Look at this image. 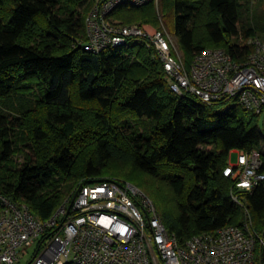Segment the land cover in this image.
I'll return each instance as SVG.
<instances>
[{
    "label": "trees",
    "instance_id": "obj_1",
    "mask_svg": "<svg viewBox=\"0 0 264 264\" xmlns=\"http://www.w3.org/2000/svg\"><path fill=\"white\" fill-rule=\"evenodd\" d=\"M95 2L0 0V192L46 221L81 185L120 179L154 198L180 243L242 225L245 207L262 230L264 186L241 191L224 174L233 151L263 150L259 116L178 94L144 42L84 49ZM252 3L125 4L108 19L160 26L162 18L190 64L208 47L249 53L245 41L264 36V6Z\"/></svg>",
    "mask_w": 264,
    "mask_h": 264
},
{
    "label": "built area",
    "instance_id": "obj_2",
    "mask_svg": "<svg viewBox=\"0 0 264 264\" xmlns=\"http://www.w3.org/2000/svg\"><path fill=\"white\" fill-rule=\"evenodd\" d=\"M159 1L96 0L87 19V40L81 45L101 53L137 39L157 50L178 94H192L209 104L234 98L246 110L263 115L264 36L245 41L252 48L243 56L225 47H208L187 64L176 37L164 25H123L108 19L120 5ZM236 152L237 161L230 156L224 174L241 191L264 186V148ZM233 197L244 205L237 193ZM245 214L242 225H227L180 243L154 200L130 181L104 179L81 185L46 221L28 204L0 192V264H14L20 249L38 240L28 264H264V227H254L247 207Z\"/></svg>",
    "mask_w": 264,
    "mask_h": 264
},
{
    "label": "rangeland",
    "instance_id": "obj_3",
    "mask_svg": "<svg viewBox=\"0 0 264 264\" xmlns=\"http://www.w3.org/2000/svg\"><path fill=\"white\" fill-rule=\"evenodd\" d=\"M160 1H161V0H160ZM160 1H159L158 3H156L157 7H159V5H160ZM252 4H253L254 6L259 5V4H260L261 6H264V2L260 1V3H258V0H253V3H252ZM256 7H257V6H256ZM145 24L148 25V26L154 27V28L160 27V26H162V25H164V26L166 27V25H165V23H164V21H163L162 18H161V24H160V26L154 25V24H152V23H145ZM169 26H170V25H169ZM167 27H168V26H167ZM167 27H166V28H167ZM168 28H169V30H168ZM168 28H167L168 32L170 31L169 33H171L172 36L175 37V32H173V31L170 29V27H168ZM262 37H263V36H262ZM131 42H132L133 44H135V43L138 42V40H137V39H132ZM123 50H124V53L127 52V50H125V49H123ZM180 51H181V50H180ZM181 55L184 57L182 51H181ZM236 103H237V100L234 99V98H231V99L228 100L227 102L222 103L221 105H218V106L216 107V110H218V111L226 110V109H228L229 107L235 105ZM258 125H259V128L261 129V131H262L263 134H264V114L261 115V116L259 117ZM237 157H238V152L233 151V152H232V155H231L232 162H236V161H237ZM139 188H140V187H139ZM142 190H143V189H142ZM143 191L145 192V190H143ZM147 194H148V193H147ZM148 195H149V194H148ZM149 196H150V195H149ZM150 197H151V196H150ZM68 198H69V197H68ZM68 198H67V199H68ZM151 198H152V197H151ZM67 199H66V200H67ZM152 199H154V198H152ZM66 200L64 201V203L66 202ZM158 210H159V209H158ZM159 212H160V211H159ZM63 218H64V215L60 217V221H62ZM242 219H243V217H242V215H241V216H240V220H242ZM38 241H39V240H38ZM38 241H37L36 243H30V244H27V245L23 246V247L20 249V255H19L20 259H19L18 261H16L14 264H28V263L33 259V257H34L35 251H36V249H37V247H38Z\"/></svg>",
    "mask_w": 264,
    "mask_h": 264
}]
</instances>
